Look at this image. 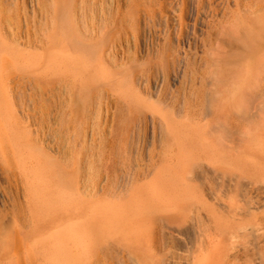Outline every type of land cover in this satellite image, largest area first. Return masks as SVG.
<instances>
[{"label": "rangeland", "instance_id": "rangeland-1", "mask_svg": "<svg viewBox=\"0 0 264 264\" xmlns=\"http://www.w3.org/2000/svg\"><path fill=\"white\" fill-rule=\"evenodd\" d=\"M132 1L67 2L72 4L67 6L80 32L78 41H68L73 49L71 56L82 55L90 41L98 42L104 37L106 42L101 57L107 74L101 70L102 75L97 78L93 67L84 72L78 67L69 70L61 64L60 72L54 71L57 65L51 58L59 54L61 46L59 34H54L61 32L54 22L56 0H0V10L12 15L11 21L3 26L13 30L17 39L15 46L23 54L32 53L38 59L35 69L14 73L18 76L16 98L12 99L17 100L14 107L20 109L26 123H34L31 133L29 129L26 131L48 156L44 164L50 160V167L47 166L52 178L60 179L54 170L55 163H62L58 167L76 178V194L100 202L95 210L104 205L123 210L124 203L131 200L137 205L139 191L152 185L156 175L173 165L177 157V132L184 125L192 132L205 133L207 140L225 155L238 156L248 147V140L261 131L257 125L264 120V71L260 83L245 89L242 98V93L237 98L233 94L254 57L264 54V31L256 16H264V0L241 1L246 10L243 5L241 10L232 5L230 9L223 8L216 18L200 0H159L160 4H167L166 15L143 12L140 19ZM175 2L178 8H174ZM182 12L189 16L185 14L187 28L190 27L180 33L175 17ZM179 34L183 35L181 45L174 39ZM197 133H192V138L198 139ZM72 162L76 164L73 166ZM63 164L67 167H62ZM238 170L225 165L217 170L209 167L196 180L188 181L199 197L209 199L204 210L191 206V210L179 215L165 210L164 220L150 213L158 231L154 247L150 242L152 225L148 224L144 225L147 236L137 243H132L129 236H101L87 263L195 264L201 240L215 231V223L206 216L212 205L215 218L228 225L223 235L231 248L234 234L240 235V252L232 264H264V235L249 236L253 228L264 231V181L252 170L244 173ZM19 172L0 161V264H22V261L23 264H50L43 256H28L22 248L21 238L33 225L26 180ZM193 175L192 163L186 177ZM70 221L74 220L66 223ZM15 248L21 250L20 256L14 253Z\"/></svg>", "mask_w": 264, "mask_h": 264}, {"label": "bare ground", "instance_id": "bare-ground-1", "mask_svg": "<svg viewBox=\"0 0 264 264\" xmlns=\"http://www.w3.org/2000/svg\"><path fill=\"white\" fill-rule=\"evenodd\" d=\"M68 1L69 0H56L55 3L56 6L55 10L57 11L56 12L57 14L54 22L57 27L56 29L60 30L61 32L59 33V31H55L54 34L55 35L59 34L60 36L59 41L61 42L60 43L61 46L59 49L60 51L59 54L58 53L54 54V57L51 58L54 61V64L57 65L56 67L54 66L55 67L54 71L58 70L60 72L61 64L64 65V67L69 70H71V67L74 68L78 67V69L81 68V71L84 72L85 71L89 72L90 67H93L95 72H97L95 76L97 78L101 77L102 75L101 74L102 72H100L101 70H103V73L107 74L105 69L106 67L103 64V60H102L103 58L101 57L102 55L101 51L106 43L104 37L100 38L98 42L93 41L94 42L93 43L92 41H90L91 43L89 44L87 42L88 44L87 47L85 48V50L82 51L83 52L82 55L78 54L79 57L75 58L71 56L73 49L70 48L69 43L71 41L77 40L80 36L79 34L80 32L77 29L75 23L76 20L74 19V14H72L73 12H71L70 8L68 7L72 1L70 3H67ZM134 1H135V6L137 8L136 13L138 18L139 16L142 15L143 12L150 13L151 15H156L158 13L166 15L164 13L165 6H167V4H165L166 2L164 4H160L159 0H134ZM241 1L244 0H200L202 4H204L205 6H209L207 8L210 9V12L213 14L215 18L218 17V13H220L223 8L230 9L232 5H237L240 9L241 7L240 5H243L242 3H240ZM179 2L180 1H178V3ZM176 4L177 2H175L174 8L175 6L178 5ZM243 8L244 10H246V6H244ZM172 9L171 11H175V9L174 10ZM232 10H230V12ZM178 11L180 12L182 10H178ZM186 11L187 14L190 13L188 12L189 10ZM10 14H8L7 11L4 9L0 10V161L6 163L11 168H16L19 171H21L19 172L21 177H24L26 180L27 193H28L29 205H30L29 208L31 214L30 218L33 226L32 229L29 230L25 234V236L21 238L22 240L21 243L23 245L22 248L23 247L25 248V253L28 254V256L29 254L30 255L35 254L36 256L37 255L43 256L47 260V263L50 264L51 261L54 262V264H88L87 260L89 254H92L91 252L93 248L97 245V242L101 236H105V237H112L114 235L129 236V240L130 241L132 240V243H137V241H141V239H144L147 236L148 233L144 225L148 226V224L152 225L150 242L152 243V247H154L155 244L157 243L156 235L158 231L154 226L155 221L154 220L152 221V218H150L151 216L149 214L154 212V214L157 215V218H159L160 220H164L166 219L165 218L166 216L164 214L166 213L165 210L166 211L173 210L179 215V213H184L187 209H190L189 207L191 206H195V208L199 211L206 209L207 208L206 206L209 205L208 202L209 199L207 201L206 199L199 197L197 192L193 190V188L190 186L189 183L191 181L193 182L194 180H196L200 172L201 173L205 172L209 167L213 168L214 170L215 169L217 170L219 166L225 165L228 166V168H234L236 170L239 169L243 173L246 170L247 171L252 170L253 172H256V175H258V177H260L262 181H264V130H263L264 120L257 125L260 127L261 131H259V133L255 137L248 140L249 142L248 147H246L243 153L238 156L237 155L230 156V154L225 155L223 153L224 151H221L217 145H214L215 143L213 144L210 140L209 141L207 140L205 133L198 134L196 130L192 132L187 125H184L183 129H180L177 132L178 138H177V143H176L177 146L175 151L177 157L175 158V160H173V165L167 167L164 173L161 172V174L156 175L155 178L153 177L154 182H152L153 183L152 185L149 184L150 186H147L146 188L143 187L144 189L139 191L138 195L136 193L138 198L136 199L139 201L137 205H135V201L133 202V200H131V202L128 201L124 203V206H122L123 210H121L118 207H112L109 205H104V206L100 205L103 206L102 209L95 210L96 205L99 204L100 202L99 203L96 201L94 202L90 199L84 198L83 196L76 194V189H75L76 178L73 177L72 174H66L65 171L63 172L61 170V167H58L62 163L60 164L55 163V166H57V168H55L54 170V172L58 175V177L60 175V179L55 181L52 178L53 174L49 168L50 166L48 165L50 160L47 163L49 167L44 164L46 160L49 159L47 158L48 156H46L45 153H42V151L39 150L35 142L32 140L30 134L26 131L28 129L30 130L31 126L34 123H26L23 114L19 111L20 109L18 110L15 109L14 107L15 103L17 104L16 102L17 100L14 102L12 101V99L14 98L15 100L16 98V92L14 89H15V81L18 78V76L15 75L14 73L20 71L21 72L28 71L31 70V68L35 69V67H37L35 65L37 64L38 59L35 58V55L32 57L31 56L32 53L30 55L28 54V56L27 54H23L22 53L23 51H21L20 48L18 49L15 46V42L17 39L13 34V30L6 29V27L4 28L3 26V24L9 23L7 21H11L12 15ZM177 14L179 15L177 16L174 15V16L178 17V18L175 17V20L176 19L178 20V21L176 20L178 22L177 25H179L178 26L179 28L178 27L177 28L180 29V33L183 32L185 29L189 30L190 27L189 24H188L189 26L188 28L186 25L187 24L186 21L188 19L186 17L187 14L186 13L183 14V12L181 14L180 13ZM256 16H257V21L262 25V29L261 28L260 29L264 31V16H262V14H260V16L259 15ZM239 17H241L240 19H242V17L244 16H239ZM213 19L214 18H212V20ZM244 20L247 21V18H245ZM197 21L198 20H196V22ZM238 23L240 24L241 22ZM216 24H218V22L217 23L215 22V25ZM195 30L197 31V28ZM171 31H169V34L171 33ZM115 35L113 38H115ZM172 36L174 37L175 34H172ZM182 36L183 35H180L179 38H174V39H178V41L181 42V40L183 39ZM55 38L58 39V36H56ZM53 41L56 40H52V42ZM68 41L70 42L68 43ZM79 42H81L80 39ZM181 44L183 43L181 42L179 45ZM78 47L77 49H79ZM262 49L264 48L262 47ZM72 55L74 56V53ZM52 56L53 55H51V57ZM47 57H48V53H47ZM105 57L106 56H104V58ZM110 64L111 62L108 63V65ZM262 71H264V54L261 55L259 58H257V55L254 57L253 62L251 63L250 67H248V70L245 73V75H243V78L240 80V82L236 83L235 86L236 89L233 91V94H236L235 95L236 97L235 96L234 97L237 98V96H239L242 93V95H240V97L242 98L245 89L246 90L251 89L254 85L260 83V76ZM238 105L236 107H238ZM169 129L172 128L170 127ZM172 131L175 132V130ZM174 132L172 133L174 134ZM192 133H195L194 135H196L197 133L198 139L192 138L193 136ZM192 163L194 165V175L190 178L189 177L187 178L186 174L188 172V168ZM74 164H76V162L73 163V166ZM64 165L65 164H63L62 167ZM55 166L53 164V167ZM22 180L24 179L22 178ZM188 181L190 182L188 183ZM211 207L212 205L209 207L206 216L209 218L210 222L215 223L214 224L215 231L213 233H209L208 235L204 236V239L201 240V243L199 245V254L195 258L196 261L194 260L195 264H232L233 260L238 256V253L240 252V250H238L240 244L239 242L240 235L238 233L234 234L233 236L234 241L232 242L233 247L231 248V245H229L226 242V239L223 235L226 232L224 231V229H226V226L228 225H225L222 219L215 218L216 214L214 213L213 210L211 211ZM62 211L72 212V213L63 216L61 213L64 212ZM241 212L239 214H242ZM77 219L79 220L76 221ZM69 220H74V221H70V223L68 222L66 223V221ZM188 221L186 222V224L188 223ZM262 230H263L262 228H253L249 233V236H253V237L263 236L264 231ZM205 232L207 233L208 231ZM13 239L14 237H11V240ZM18 249L19 248H15L14 253L16 254L19 253L18 256H20L21 250Z\"/></svg>", "mask_w": 264, "mask_h": 264}]
</instances>
